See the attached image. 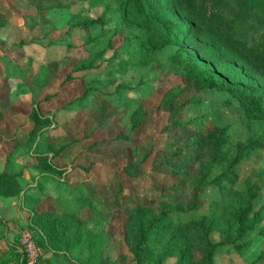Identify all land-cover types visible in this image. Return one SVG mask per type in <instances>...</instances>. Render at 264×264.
<instances>
[{
	"label": "trees",
	"instance_id": "obj_1",
	"mask_svg": "<svg viewBox=\"0 0 264 264\" xmlns=\"http://www.w3.org/2000/svg\"><path fill=\"white\" fill-rule=\"evenodd\" d=\"M26 2L38 10L77 2L86 5V9L70 16L66 34L71 29L84 32L87 39L82 47L91 58L74 66L60 88L85 85L84 79L74 73L96 68L104 54L116 50L118 36L128 42L129 51L120 60L115 55L108 58L106 75L111 82L131 64L157 62L165 46L176 45L172 59L183 70L182 91L227 92L243 108L246 120L233 125L193 126L191 121L181 120L190 99L183 96L176 100L175 94L166 92L162 99L167 116L160 133L165 136L161 145L156 148L154 141L143 156L128 154L119 170L110 167L111 175L102 184L92 173L102 162L94 160L103 156L100 151L104 147L124 143L130 148L132 131L142 124L147 111L140 105L139 112L132 115L129 135L119 133L93 142L78 152L71 169H60L55 160L81 140L60 142L56 139L60 133L48 134L51 120L43 105L59 92L36 99L34 104L26 103L27 116L21 111L9 113L19 129L15 137L4 140L0 136V223L8 227L17 220L10 203L21 201L28 208L26 223L35 247L51 251L67 264H164L170 257L176 258L173 264H215L220 253L243 252L252 236L262 232L264 219V203L255 206L262 189L258 174L246 176L238 188L236 170L252 152L264 149V0ZM93 9H100L95 17L86 12ZM6 17L0 12L1 24ZM94 30H98L95 35ZM28 65L29 61L22 63ZM55 67V63L50 64L49 72ZM50 77L48 73L42 79L41 89L50 86ZM106 94L110 92L97 86H83V91L64 105L94 112L100 128L111 117L117 121L126 110V106H112ZM21 104L14 102L17 107ZM5 106L0 104V117ZM69 134L66 127L65 136ZM30 152L24 168L31 178L37 175V180L23 186L20 172H13L10 165L13 157ZM84 155L91 161L85 162ZM149 160L152 165L144 173L142 166ZM147 175L157 179L146 183L149 195L141 190L133 192L124 180ZM208 187H216L220 197L209 202L207 213L187 218L188 212L206 203L200 194ZM117 218L122 219L119 237L124 249L111 261L103 256L104 233ZM20 233L9 228L5 235L7 249L12 252L9 262L15 264L27 262L26 250L18 239ZM212 233H218L216 240Z\"/></svg>",
	"mask_w": 264,
	"mask_h": 264
},
{
	"label": "rangeland",
	"instance_id": "obj_2",
	"mask_svg": "<svg viewBox=\"0 0 264 264\" xmlns=\"http://www.w3.org/2000/svg\"><path fill=\"white\" fill-rule=\"evenodd\" d=\"M85 6L84 3L77 2L68 7L38 10L30 6L26 0H0V12L7 16L1 21L2 24L0 23V95L3 96L0 98V104H6L0 117V136L4 140L14 138L19 130L11 122L9 113L21 111L25 117L29 112L26 111L27 106H24L26 103L34 104L36 99L59 92L58 96L43 107L49 111L48 117L51 124L48 134L50 137L60 133V138H56L60 142L74 138L81 140L79 145L71 147L62 157L55 160V164L60 169H71L78 152L85 150L93 142L106 137H115L119 133L129 135L128 123L132 115L139 112L138 108L141 105L147 112L143 115L142 124L132 131L130 148L124 143L122 146L104 147L100 151L103 156L94 160L98 164L102 162L92 173L103 184L111 175L110 167L119 170L125 165L128 154L136 152L135 155L143 156L154 141L156 148L161 145L165 138L160 133L166 123L167 113L163 110L165 106L162 102V99L167 96L166 92L171 91L175 94L176 100L183 96L190 99L189 103L183 107L181 120L191 121L193 126L198 124L233 125L238 121L246 120L243 108L227 92L195 89L190 93L182 91L183 70L177 60L172 59L176 45L165 46L159 52L157 62L149 65L131 64L124 73L111 82L106 75L108 58L115 55L116 59L120 60L129 51L128 42L118 36L114 41L116 50L112 49L104 54L98 60L99 65L96 68L74 73L75 76L84 79L85 85L79 83L60 88V83L68 73L73 71L74 66L79 62L86 63L91 58L88 51L82 47L87 39L84 32L71 29L66 34L70 16L86 9ZM86 12L89 16L95 17L100 13V9L86 10ZM97 33L98 30L92 31L93 35ZM24 61H29L27 67L22 66ZM52 63H55L56 67L49 72V65ZM48 73H51L50 86L47 89H41V81ZM83 86H97L105 92H110V95L106 94V100L112 106H126V110L121 113L117 121L111 117L100 128L97 127L99 119L93 115L94 112L81 107L76 108L73 105H64L68 98L81 93ZM178 92H180L179 95ZM16 101H21L22 104L17 107L14 105ZM66 127L70 133L67 136H65ZM45 139L44 136L42 140ZM30 156L31 152L24 156L13 157L10 165L13 172H20L19 181L23 186L27 183L35 184L33 180H37V175L34 179L31 178L32 176L24 168V163L30 159ZM91 159L84 155L85 162L88 163ZM151 165L150 160L145 162L141 171L147 172ZM236 170L239 175L238 188L243 186L246 176L254 172L258 174V182L262 186L258 198L255 199V206L258 208L264 203V149L252 152L236 167ZM150 179L157 180L149 175L135 179L124 178L133 192L141 190L146 195H149L146 192L149 189L146 183ZM219 197L220 193L216 187L205 188L200 198L206 203L199 210L188 212L187 218H197L207 213L209 202ZM10 206L13 207L17 220L10 222L8 227L0 223V264L11 263L9 261L12 252L7 249L5 242V235L9 228L21 232L18 238L21 244L23 242L27 244V240L35 243L30 227L26 223L28 208L23 207L19 200H14ZM117 219L113 220L104 233L103 256L111 261L115 260L118 252L124 249L122 239L119 237L122 219ZM261 224L263 233L256 232L252 236L251 244L243 252L220 253L215 257V264H264V219ZM8 236L11 237L12 233ZM217 238L218 233H212V239ZM25 257L27 258L25 264H67L66 261H61L60 257H54L51 251H44L38 247H35V251L32 252L26 250ZM175 261L176 258L170 257L164 264H173Z\"/></svg>",
	"mask_w": 264,
	"mask_h": 264
},
{
	"label": "built area",
	"instance_id": "obj_3",
	"mask_svg": "<svg viewBox=\"0 0 264 264\" xmlns=\"http://www.w3.org/2000/svg\"><path fill=\"white\" fill-rule=\"evenodd\" d=\"M27 241H28L27 244L24 242L22 244L24 246L25 250H27V251L29 250L30 252L35 251L34 243L32 241H29V240H27Z\"/></svg>",
	"mask_w": 264,
	"mask_h": 264
},
{
	"label": "crops",
	"instance_id": "obj_4",
	"mask_svg": "<svg viewBox=\"0 0 264 264\" xmlns=\"http://www.w3.org/2000/svg\"><path fill=\"white\" fill-rule=\"evenodd\" d=\"M10 264H14V263H10Z\"/></svg>",
	"mask_w": 264,
	"mask_h": 264
}]
</instances>
